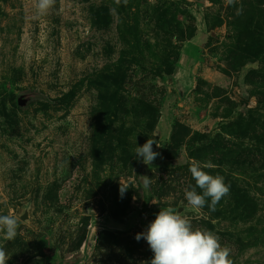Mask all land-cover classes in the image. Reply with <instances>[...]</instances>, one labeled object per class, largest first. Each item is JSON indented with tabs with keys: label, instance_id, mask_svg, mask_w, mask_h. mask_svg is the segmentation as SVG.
I'll use <instances>...</instances> for the list:
<instances>
[{
	"label": "rangeland",
	"instance_id": "374dc122",
	"mask_svg": "<svg viewBox=\"0 0 264 264\" xmlns=\"http://www.w3.org/2000/svg\"><path fill=\"white\" fill-rule=\"evenodd\" d=\"M36 3L0 0V215L19 223L0 232L6 264L150 262L136 234L163 207L230 264H264V0ZM149 138L150 166L133 151ZM209 161L229 186L215 211L185 199L190 165Z\"/></svg>",
	"mask_w": 264,
	"mask_h": 264
},
{
	"label": "clouds",
	"instance_id": "9594fccd",
	"mask_svg": "<svg viewBox=\"0 0 264 264\" xmlns=\"http://www.w3.org/2000/svg\"><path fill=\"white\" fill-rule=\"evenodd\" d=\"M55 3L56 0H37L36 13L46 15ZM228 3L234 4L235 0H228ZM239 11L238 9V14ZM154 144L160 147L151 138L142 146L137 145L133 150L135 157L146 165H152L159 155L153 150ZM211 167L210 161L203 166L200 162H193L189 167L195 186H189L191 190L185 189V199L193 208H203L210 198L208 207L215 211L216 205L229 192V186L225 184L222 176H214L203 170ZM140 177L144 190H148L151 178L146 175ZM120 185L123 196L129 186L122 179ZM197 188L201 192H197ZM18 228V220L11 213L0 215V232L7 240L16 238ZM141 238L147 241L153 253L150 262L145 261L144 264H230L229 249L220 244L216 234L198 227L194 228L187 217L181 216L171 207L161 208L146 230L136 234L138 241ZM6 262V253L0 248V264Z\"/></svg>",
	"mask_w": 264,
	"mask_h": 264
},
{
	"label": "water",
	"instance_id": "95a60500",
	"mask_svg": "<svg viewBox=\"0 0 264 264\" xmlns=\"http://www.w3.org/2000/svg\"><path fill=\"white\" fill-rule=\"evenodd\" d=\"M25 102L22 101L21 99H19V104H24ZM21 218L24 219V220H27L29 219V204L26 205L25 209H24V212L22 213L21 215ZM47 264H55V262L53 260L51 261H48Z\"/></svg>",
	"mask_w": 264,
	"mask_h": 264
},
{
	"label": "trees",
	"instance_id": "16d2710c",
	"mask_svg": "<svg viewBox=\"0 0 264 264\" xmlns=\"http://www.w3.org/2000/svg\"><path fill=\"white\" fill-rule=\"evenodd\" d=\"M13 101H15L14 99H13ZM19 103V102H18Z\"/></svg>",
	"mask_w": 264,
	"mask_h": 264
}]
</instances>
